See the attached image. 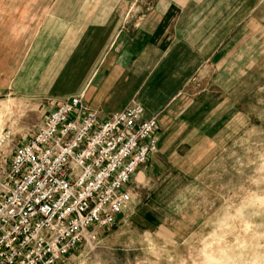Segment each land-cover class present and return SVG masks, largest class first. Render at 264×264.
<instances>
[{
	"label": "crops",
	"instance_id": "obj_1",
	"mask_svg": "<svg viewBox=\"0 0 264 264\" xmlns=\"http://www.w3.org/2000/svg\"><path fill=\"white\" fill-rule=\"evenodd\" d=\"M257 1L0 0V93L40 105L82 96L102 120L133 103L155 116L157 151L124 187L131 199L115 225L151 234L171 206L165 191L196 179L221 149L228 46Z\"/></svg>",
	"mask_w": 264,
	"mask_h": 264
},
{
	"label": "rangeland",
	"instance_id": "obj_2",
	"mask_svg": "<svg viewBox=\"0 0 264 264\" xmlns=\"http://www.w3.org/2000/svg\"><path fill=\"white\" fill-rule=\"evenodd\" d=\"M228 46L229 117L221 149L196 179L165 191L166 219L153 233L132 223L100 232L94 247L80 245L58 264H264V0H258ZM209 66L191 85H208ZM215 96V95H213ZM216 97V102L219 98ZM0 93V182L14 150L41 126L51 105Z\"/></svg>",
	"mask_w": 264,
	"mask_h": 264
},
{
	"label": "built area",
	"instance_id": "obj_3",
	"mask_svg": "<svg viewBox=\"0 0 264 264\" xmlns=\"http://www.w3.org/2000/svg\"><path fill=\"white\" fill-rule=\"evenodd\" d=\"M139 103L99 118L82 96L51 103L0 182V264H58L94 247L131 199L124 189L157 151Z\"/></svg>",
	"mask_w": 264,
	"mask_h": 264
}]
</instances>
